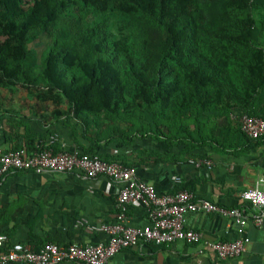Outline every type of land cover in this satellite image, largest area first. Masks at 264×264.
Masks as SVG:
<instances>
[{
  "label": "trees",
  "instance_id": "16d2710c",
  "mask_svg": "<svg viewBox=\"0 0 264 264\" xmlns=\"http://www.w3.org/2000/svg\"><path fill=\"white\" fill-rule=\"evenodd\" d=\"M263 49L264 0H0V86L34 87L86 124L188 158L254 141L240 118H264Z\"/></svg>",
  "mask_w": 264,
  "mask_h": 264
},
{
  "label": "crops",
  "instance_id": "0c3cea01",
  "mask_svg": "<svg viewBox=\"0 0 264 264\" xmlns=\"http://www.w3.org/2000/svg\"><path fill=\"white\" fill-rule=\"evenodd\" d=\"M52 104L31 106L0 105V146L18 148L43 144L58 135L66 149L76 153L94 151L106 161L133 165L140 179L159 193H172L179 185L178 175L196 198L224 206L245 205L241 192L264 176V135L254 141H240L237 150L202 153L213 162L211 168H195L182 153V145H169L152 137L117 134L111 124H97L67 110L65 102L57 113ZM130 139V140H129ZM121 185L105 176L88 178L79 171L71 173L46 170L17 171L0 179V234L9 242L36 246L46 241L66 245L103 243V233L93 232L87 224L112 222L115 200ZM126 223L140 227L148 222L147 211L139 202L126 206ZM83 220V225L77 220ZM186 227L200 231L209 241L232 240L236 224L216 213L185 215ZM249 238L241 256L218 259L202 243L182 241L161 245L138 244L123 248L109 258V264H264V223L247 224ZM60 264H84L62 262Z\"/></svg>",
  "mask_w": 264,
  "mask_h": 264
},
{
  "label": "built area",
  "instance_id": "2783aa9c",
  "mask_svg": "<svg viewBox=\"0 0 264 264\" xmlns=\"http://www.w3.org/2000/svg\"><path fill=\"white\" fill-rule=\"evenodd\" d=\"M264 54V49H263ZM241 131L250 139L264 135V118L244 114L240 118ZM58 143V149L54 145ZM195 168H211L213 162L207 157L189 158ZM40 171L71 173L79 171L88 178L105 176L120 183L115 200L116 213L112 222L87 224L93 232L103 233L105 242L82 245H66L46 241L38 248L20 242H9L0 234V264H60L81 262L84 264H109V258L123 248L138 244L161 245L182 241L187 244L202 243L211 249L218 259H231L242 255L249 242L245 233L247 224L260 227L264 223V176L253 186L241 192L245 205L224 206L211 200L196 198L194 192L181 186L178 175L171 177L179 187L172 193H159L140 179L135 166L118 161H106L98 155L76 153L66 149L58 135H50L43 144L32 149L22 145L18 148L0 146V179L17 171ZM139 202L147 211V224L134 227L126 223V206ZM192 213H216L236 224V237L232 240L209 241L202 232L186 227L185 215ZM83 225V220H77Z\"/></svg>",
  "mask_w": 264,
  "mask_h": 264
},
{
  "label": "rangeland",
  "instance_id": "374dc122",
  "mask_svg": "<svg viewBox=\"0 0 264 264\" xmlns=\"http://www.w3.org/2000/svg\"><path fill=\"white\" fill-rule=\"evenodd\" d=\"M120 19L112 18L110 22L111 29L117 32L120 27ZM49 45V38L41 36L30 43L29 48L32 53L34 64L30 65L32 72L39 71V61L42 51ZM51 97L47 96L44 92H39L34 87L25 88L20 85L11 84L6 87L0 86V105L6 108H11L14 105L31 106L37 103L52 104L55 111L59 110L65 104L63 100L57 103Z\"/></svg>",
  "mask_w": 264,
  "mask_h": 264
}]
</instances>
